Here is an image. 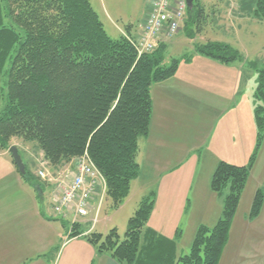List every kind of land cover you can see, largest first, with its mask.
<instances>
[{
	"label": "trees",
	"instance_id": "1",
	"mask_svg": "<svg viewBox=\"0 0 264 264\" xmlns=\"http://www.w3.org/2000/svg\"><path fill=\"white\" fill-rule=\"evenodd\" d=\"M188 14L183 22L187 26L203 18L205 10L194 0L192 9L187 5ZM251 14L264 23V0L254 2ZM188 34L194 39L192 30ZM137 38L128 33L110 37L91 0H0V76L8 77L0 111L1 149L18 147L16 139L35 142L41 163L56 168L73 165L87 153L105 178L104 199L112 208L121 207L141 174L139 140L151 128L152 87L173 78L181 63L172 59L166 65V40L139 55ZM195 53L227 66L241 62L258 69L256 103L263 102L255 108L259 150L264 139V68L226 44L197 45ZM183 60L189 62L191 56ZM255 157L245 166L218 164L210 186L223 200L222 217L214 228L198 229L186 255H177L176 240L149 227L155 193L141 200L123 239L115 228L105 236H83L79 225L70 237L85 238L118 264H219ZM263 206L264 184L255 194L250 217L259 216Z\"/></svg>",
	"mask_w": 264,
	"mask_h": 264
},
{
	"label": "rangeland",
	"instance_id": "2",
	"mask_svg": "<svg viewBox=\"0 0 264 264\" xmlns=\"http://www.w3.org/2000/svg\"><path fill=\"white\" fill-rule=\"evenodd\" d=\"M201 1H205L207 8L203 18H197L195 22L191 20L188 26L182 24L171 39H166V65L172 59L181 60L180 66L184 65L187 62L183 57L192 56L197 45L214 42L229 45L245 56L248 63L264 68V23L255 20L251 14L257 0ZM151 2L91 0L106 32L114 39L121 36L118 28L126 30L141 21L147 13L145 7L151 6ZM186 18H190L189 14ZM190 30L194 39L188 34ZM227 69L221 78H217L218 74L209 75L208 69H201L206 75L203 84L205 99L196 108L189 100H181L174 87L166 88L161 84L152 87L155 123L159 115L167 119L170 126L172 120L176 121L187 133V144L181 152L171 156L167 163L171 171L164 173L158 162L162 159H156L148 152V137H141V151L137 158L141 176L132 183L130 195L117 209L104 199L97 217L95 209L87 217H80L81 232L91 230L105 236L115 228L123 239L128 221L141 200L155 193V207L158 209L155 222L163 235L158 233L177 241L178 256L186 255L198 229L201 226L212 229L222 217L223 200L212 192L210 186L218 164L228 162L245 166L256 154L219 264H264V206L259 216L250 217L255 194L264 184V139L258 150L255 119V108L260 102L263 104L262 101L256 103L259 72L241 62L232 63ZM220 73H223L222 69ZM7 82L6 74L0 76V111L6 104ZM14 142L18 144L27 176L21 175L10 151L0 147V188L6 186L0 195L6 200L4 206L12 203L16 209L21 207L22 219L27 221V225L20 223L17 229L12 228L10 236L13 241L29 236L36 242L28 249L35 254L26 252L23 247L15 263L106 264L109 254H99L94 246L85 242V238H71L72 217H61L54 211L58 183L39 179V172L58 178L69 167L44 166L37 143L21 139ZM181 179L184 188L179 186L176 192L170 191L169 185ZM38 184L42 186L41 190ZM171 209L173 211H169ZM36 233L37 237L33 239Z\"/></svg>",
	"mask_w": 264,
	"mask_h": 264
},
{
	"label": "crops",
	"instance_id": "3",
	"mask_svg": "<svg viewBox=\"0 0 264 264\" xmlns=\"http://www.w3.org/2000/svg\"><path fill=\"white\" fill-rule=\"evenodd\" d=\"M154 1L155 0H152L151 6L145 7L144 11L147 13L144 15V18L141 21H139L137 24L130 25L126 30H121L118 28L121 35L125 33H128L136 37L140 35L141 25L144 23L145 19L150 13ZM197 2L199 5H202L205 10L206 8L205 1L203 2L201 0H197ZM227 68H228L227 65L221 64L217 61H214L212 59L194 53L191 56V61L185 63L184 65H181L177 71L178 73H176V75L173 78L157 84L164 85L166 88L170 86L174 87V89L176 88L175 94L179 96L181 100H185V101L189 100L190 102H192L191 105H194V108H196L205 99L203 84L205 85L206 75L202 74L201 69H208L210 71L209 75L214 77L215 74H218L217 78H221L226 75L225 72L226 70H228ZM221 69L223 70L222 74L220 73ZM157 84H155V86ZM154 113H155V106L153 104V116H152L153 120L148 135V139H149L148 152L150 155L156 157V159L158 157L162 159V160H158L159 167L163 169L164 173H167L171 171V166L167 164L168 160L171 158V156L173 157L177 153L181 152V150H183V148L187 144L188 137H187V133L184 132L181 126L179 127L176 121L174 120H172V125L170 126L167 123V119L163 118L162 115H159L157 122L155 123ZM183 142H185L184 145ZM166 156H168V158ZM164 166L167 167L164 169L163 168ZM179 186L180 188H184L185 186L182 182V179L172 184V186L169 185V190L170 191L173 190V192H176ZM3 189L4 190L6 189L5 185L3 186ZM3 189L0 188V193L3 192L2 191ZM5 202L6 200H4L0 195V264H16L15 259L20 257L19 253L23 249V247L26 250V252L31 253L28 251V249H30V247L35 245L36 242L31 240V237L29 236H26L25 238L21 236V238H19L18 241L17 240L13 241L12 236H10L12 232V228L17 229L20 223L21 224L24 223L25 225H27V221L26 219L24 221L22 219L23 211L21 207H18L16 209V207H14L12 203L7 206H4ZM157 210L158 209L155 207L153 214L151 216V220L149 222V227L155 230L156 232L162 234V231L156 225L155 222ZM169 211H173V209ZM15 214H17L16 217H14ZM57 236L59 237V234H57ZM36 237H37V233L32 236L33 239H35ZM80 238L79 240H81ZM88 244L90 243L88 242ZM90 245L93 246L92 244ZM31 254H35V252H32ZM92 254H96V252ZM107 256L108 257H106L105 259L107 262L106 264H118L109 255ZM93 257L94 256H92L91 258Z\"/></svg>",
	"mask_w": 264,
	"mask_h": 264
},
{
	"label": "built area",
	"instance_id": "4",
	"mask_svg": "<svg viewBox=\"0 0 264 264\" xmlns=\"http://www.w3.org/2000/svg\"><path fill=\"white\" fill-rule=\"evenodd\" d=\"M186 13V0H155L134 42L138 54L152 51L158 41L171 39L180 30ZM68 167L58 178L44 172L39 176L46 182L58 183L54 193V211L61 217H72L73 229L75 225L80 226V217H87L94 209L97 217L106 196V181L87 153ZM92 223L94 226L96 219ZM90 233L91 230L84 232L83 236Z\"/></svg>",
	"mask_w": 264,
	"mask_h": 264
},
{
	"label": "water",
	"instance_id": "5",
	"mask_svg": "<svg viewBox=\"0 0 264 264\" xmlns=\"http://www.w3.org/2000/svg\"><path fill=\"white\" fill-rule=\"evenodd\" d=\"M187 1V4H188V7L192 9V5H193V1L194 0H186ZM10 153L13 157V161L15 163V165L18 167L19 169V172L21 174H25V166L23 164V161H22V158H21V155L19 154V151L17 149L16 146H13L10 148Z\"/></svg>",
	"mask_w": 264,
	"mask_h": 264
}]
</instances>
